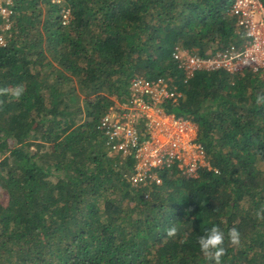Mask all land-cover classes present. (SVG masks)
<instances>
[{
    "label": "trees",
    "instance_id": "obj_1",
    "mask_svg": "<svg viewBox=\"0 0 264 264\" xmlns=\"http://www.w3.org/2000/svg\"><path fill=\"white\" fill-rule=\"evenodd\" d=\"M232 1L17 0L0 47V87L24 89L0 96V264H214L198 244L212 226L222 264H264V67L184 82L172 57L241 47ZM135 76L180 94L162 106L197 126L196 177L174 164L133 184L134 157L108 151L98 123Z\"/></svg>",
    "mask_w": 264,
    "mask_h": 264
},
{
    "label": "built area",
    "instance_id": "obj_2",
    "mask_svg": "<svg viewBox=\"0 0 264 264\" xmlns=\"http://www.w3.org/2000/svg\"><path fill=\"white\" fill-rule=\"evenodd\" d=\"M61 0H51L60 2ZM17 0H0V47L11 36ZM228 13L238 27L246 30L248 40L239 48L229 45L200 56L188 54L175 47L172 57L179 61L186 82L197 69H224L242 72L244 68L259 72L264 67V3L261 0H233ZM69 10L61 15L62 24L68 22ZM131 96L122 103L115 102L101 117L98 128L104 133L110 153L135 159L129 180L144 183L147 178L159 181L154 169L176 164L190 177H196L198 165L206 166L204 150L195 141L189 119L175 117L164 111L166 99L176 100L179 93L169 87L164 77L146 79L135 76L130 80ZM205 162V164L202 163Z\"/></svg>",
    "mask_w": 264,
    "mask_h": 264
},
{
    "label": "clouds",
    "instance_id": "obj_3",
    "mask_svg": "<svg viewBox=\"0 0 264 264\" xmlns=\"http://www.w3.org/2000/svg\"><path fill=\"white\" fill-rule=\"evenodd\" d=\"M24 89L22 86H17L15 89H8L0 87V96L11 93L17 99L23 94ZM257 103H264V96L257 97ZM257 218L264 219V216L260 212L257 213ZM177 234L175 226L167 229L166 236L174 237ZM228 238L232 245H238L240 243V234L238 230L232 228L228 232ZM198 244L204 257L210 261H214V264H222V257L226 254L225 233L218 227L212 226L205 235L199 237Z\"/></svg>",
    "mask_w": 264,
    "mask_h": 264
},
{
    "label": "rangeland",
    "instance_id": "obj_4",
    "mask_svg": "<svg viewBox=\"0 0 264 264\" xmlns=\"http://www.w3.org/2000/svg\"><path fill=\"white\" fill-rule=\"evenodd\" d=\"M188 122L190 123V125H192V127H193L192 131L195 134L196 129H197L195 122L192 121L191 119H189ZM202 163L205 164L204 161H202ZM0 202H2V204H6V202H7V196L5 195V193L1 189H0Z\"/></svg>",
    "mask_w": 264,
    "mask_h": 264
}]
</instances>
